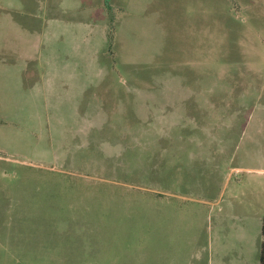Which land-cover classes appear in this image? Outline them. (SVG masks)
Listing matches in <instances>:
<instances>
[{
	"label": "rangeland",
	"instance_id": "obj_1",
	"mask_svg": "<svg viewBox=\"0 0 264 264\" xmlns=\"http://www.w3.org/2000/svg\"><path fill=\"white\" fill-rule=\"evenodd\" d=\"M264 0H0V264H260Z\"/></svg>",
	"mask_w": 264,
	"mask_h": 264
},
{
	"label": "trees",
	"instance_id": "obj_2",
	"mask_svg": "<svg viewBox=\"0 0 264 264\" xmlns=\"http://www.w3.org/2000/svg\"><path fill=\"white\" fill-rule=\"evenodd\" d=\"M262 235L264 237V222H263V226H262ZM260 264H264V241H263L262 246H261Z\"/></svg>",
	"mask_w": 264,
	"mask_h": 264
}]
</instances>
